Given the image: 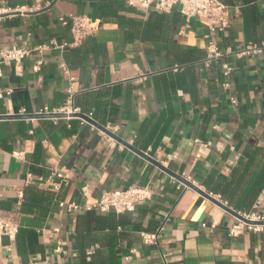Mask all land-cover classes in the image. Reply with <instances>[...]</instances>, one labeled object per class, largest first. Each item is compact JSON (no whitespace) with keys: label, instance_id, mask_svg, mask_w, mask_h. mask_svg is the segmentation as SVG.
I'll list each match as a JSON object with an SVG mask.
<instances>
[{"label":"crops","instance_id":"0c3cea01","mask_svg":"<svg viewBox=\"0 0 264 264\" xmlns=\"http://www.w3.org/2000/svg\"><path fill=\"white\" fill-rule=\"evenodd\" d=\"M4 1L3 7L35 10L0 21V51L21 43L54 42L64 48L1 67L0 116L53 111L71 97L75 109L95 113L101 124L228 207L243 215H264V52L238 55L249 45L264 46V0H235L228 6L231 26L218 35L224 56L210 69L201 62L207 29L199 19L187 23L175 11L179 22L153 41L142 34L129 37L116 20L99 18L101 5L121 0ZM123 6L120 16L125 19L145 23L151 15ZM73 16L99 22L78 45H73L70 28L60 23V18ZM39 59L42 65L35 72ZM64 126L70 136L63 135ZM37 145L45 153L38 166L41 174L32 170ZM52 173L67 177L60 191L53 190ZM148 184L153 198L133 214L60 207L91 204L103 192ZM179 185L81 120L0 121V219L17 225L18 231L35 230L43 247L21 257L18 233L14 239L0 237V264L264 261V228L230 236L236 219ZM28 187L52 195L46 215L24 211ZM88 213L115 215L119 224L114 230L88 231ZM157 232L156 245L143 243V234ZM84 236L94 243L83 241Z\"/></svg>","mask_w":264,"mask_h":264},{"label":"built area","instance_id":"2783aa9c","mask_svg":"<svg viewBox=\"0 0 264 264\" xmlns=\"http://www.w3.org/2000/svg\"><path fill=\"white\" fill-rule=\"evenodd\" d=\"M128 7L137 9L138 11L149 14H170L172 12H178L184 20L189 23L192 19H199L203 26L207 29L204 36L206 43V56L201 61L204 69H210L213 65L217 64L224 56V53L220 50L218 44V35L227 31L231 26L230 10L221 0H122ZM4 0H0V21L5 17H13L16 15H24L29 12H34L35 8H28L23 6H17L15 8L3 7ZM60 23L63 26H67L71 30L73 36V45L81 44L86 37L92 34L99 28L98 21H92L86 16H73L69 18H60ZM64 46H58L54 42L41 43L29 46L27 43L15 44L13 46L3 47L0 51V76L1 67L4 65H20L24 61L30 59L34 55L40 57L47 51L53 49H63ZM264 52V46L249 45L245 49L238 52L239 56L244 55H257ZM42 65V59L35 62L33 70L38 72ZM72 80V79H71ZM224 88H228L229 84L225 83ZM0 98L2 95L0 93ZM234 103V102H233ZM79 112L73 106L72 98L70 97L67 103L56 110H49L44 108L39 113H62L73 114ZM20 114H26L25 111ZM92 117V115H89ZM67 177L61 173H52L49 180L53 184L54 191H60L62 184L66 183ZM32 180V176L29 175L28 183ZM58 180V182H57ZM39 182H44V179L39 178ZM181 184L178 189H181ZM153 198V189L148 184L146 186L131 185L125 190H117L110 192H103L99 199L94 203L85 204L80 206L76 203L66 205L61 203L60 207H67L68 212L79 211H96L102 214H133L137 211V208L143 203L151 201ZM247 219L252 221H264V215H258L257 213H251L244 215ZM264 227L247 225L239 220L230 227V236L237 237L246 231L259 232ZM159 232V231H158ZM158 232L153 234H143L142 240L145 245H156L158 242ZM18 233V227L14 223L0 219V237L7 236L14 239ZM58 254L63 253L62 250L56 251ZM166 262V261H165ZM167 264V263H165ZM264 264V261L261 263Z\"/></svg>","mask_w":264,"mask_h":264},{"label":"trees","instance_id":"16d2710c","mask_svg":"<svg viewBox=\"0 0 264 264\" xmlns=\"http://www.w3.org/2000/svg\"><path fill=\"white\" fill-rule=\"evenodd\" d=\"M122 1V0H121ZM226 6H234L236 3L235 0H221ZM131 10V9H130ZM133 10V9H132ZM126 11L123 6V1L115 3L103 4L99 7V18L103 22L109 21L111 18L116 20L119 26L122 29H125L128 32L129 37L133 35H140L145 39L149 40H158L161 35L165 32V29L173 25L174 23L179 22V14L172 13L170 15L151 13L148 21L142 23L141 21H134L130 19H125L120 16V12ZM200 60V58L198 59ZM197 60V61H198ZM83 113L92 115V117L98 121L95 113L82 110ZM99 122V121H98ZM100 123V122H99ZM64 136H70V130L66 126L61 129ZM45 160V153L41 145H37L35 152L32 156V170L35 173L41 174L43 172L38 166ZM25 199L28 200L27 207H24V211L33 212L38 211L43 215H46L49 212L50 207L52 206V195L48 194L45 196L44 192L37 190L34 187H28L25 190ZM241 210V209H237ZM25 211V212H26ZM88 231L93 227L95 230L101 229H111L114 230L117 228L119 222L116 220V216H101L96 213H88L84 221ZM89 233V232H88ZM88 236V235H86ZM84 236L83 241L89 242L92 244L94 241L89 240ZM17 247L18 253L21 257L31 256L32 254L41 252L43 247L39 243L38 233L33 229H24L21 228L18 231L17 236ZM82 254L85 255V248L82 247ZM82 264H93L86 263L85 259L82 260ZM95 264V263H94Z\"/></svg>","mask_w":264,"mask_h":264},{"label":"water","instance_id":"95a60500","mask_svg":"<svg viewBox=\"0 0 264 264\" xmlns=\"http://www.w3.org/2000/svg\"><path fill=\"white\" fill-rule=\"evenodd\" d=\"M81 120L88 125L92 126L93 128L97 129L98 131L102 132L104 135L115 141L116 143L120 144L121 146L127 148L131 152L135 153L139 157L146 160L148 163L153 165L154 167L158 168L162 172L169 175L171 178L176 180L178 183L183 185L185 189H190L200 196L208 200L209 202L213 203L217 207L224 210L226 213L234 217L236 220L240 222L252 225V226H260L264 227V221H252L247 219L243 214L233 210L232 208L228 207L222 201L216 199L211 194L204 191L201 187L197 186L195 183L191 182L189 179L174 173L167 167H164L158 160H156L153 156L149 155L146 152L139 150L133 143H129L128 141L121 138L119 135L114 133L108 126L103 125L96 121L93 117L89 116L83 112H75L73 114L67 115L62 113H33V114H17V115H2L0 116V121H31V120Z\"/></svg>","mask_w":264,"mask_h":264}]
</instances>
